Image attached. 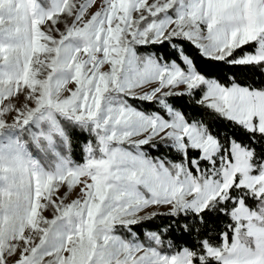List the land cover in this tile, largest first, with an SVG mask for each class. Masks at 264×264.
<instances>
[{
    "label": "snow or ice",
    "instance_id": "snow-or-ice-1",
    "mask_svg": "<svg viewBox=\"0 0 264 264\" xmlns=\"http://www.w3.org/2000/svg\"><path fill=\"white\" fill-rule=\"evenodd\" d=\"M0 264H264V0H0Z\"/></svg>",
    "mask_w": 264,
    "mask_h": 264
},
{
    "label": "trees",
    "instance_id": "trees-1",
    "mask_svg": "<svg viewBox=\"0 0 264 264\" xmlns=\"http://www.w3.org/2000/svg\"><path fill=\"white\" fill-rule=\"evenodd\" d=\"M149 49H146L144 47L138 48V52H146ZM251 49H249L250 51ZM86 139H91V137H87L85 133L81 132V131H77L74 137V142H73V151L71 153V158L73 160L74 163L77 164H82L84 163V159H85V154L82 150V148L80 147V145L86 140ZM153 156H158L160 155V153L157 152H152L151 153ZM33 155L35 156V152L33 153ZM251 207H254V205L250 204Z\"/></svg>",
    "mask_w": 264,
    "mask_h": 264
},
{
    "label": "rangeland",
    "instance_id": "rangeland-1",
    "mask_svg": "<svg viewBox=\"0 0 264 264\" xmlns=\"http://www.w3.org/2000/svg\"><path fill=\"white\" fill-rule=\"evenodd\" d=\"M71 86V85H70ZM21 100L23 99V97L20 98ZM12 120V117L9 116L8 117V122L10 123ZM38 159H40V157H37ZM41 163L45 166L46 170H50L51 167L53 166L52 165V162H51V159H41ZM74 163V162H73ZM68 189H67V185H61L60 188L57 190V193H56V198L58 197H63L65 192H67ZM79 193V187L76 186L73 188V190L68 194V196L65 198V202L68 203V202H71L72 200L76 199L77 198V195ZM43 215L47 218H52V216L54 215V210L49 208V209H46L44 212H43Z\"/></svg>",
    "mask_w": 264,
    "mask_h": 264
}]
</instances>
